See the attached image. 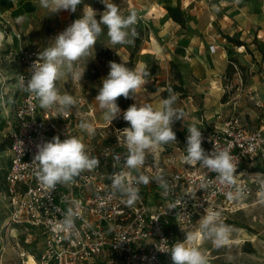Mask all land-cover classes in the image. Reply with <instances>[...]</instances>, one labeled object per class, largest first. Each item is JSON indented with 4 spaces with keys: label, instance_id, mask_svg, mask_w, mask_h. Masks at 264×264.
Segmentation results:
<instances>
[{
    "label": "built area",
    "instance_id": "2783aa9c",
    "mask_svg": "<svg viewBox=\"0 0 264 264\" xmlns=\"http://www.w3.org/2000/svg\"><path fill=\"white\" fill-rule=\"evenodd\" d=\"M65 29L60 28L56 36ZM209 49L215 53L219 45L211 44ZM39 51L43 49L36 44L21 47V70L13 90L16 125L12 134L11 162L5 176L4 201L8 208L5 227L11 237L26 236L28 244L17 252L14 264H172L170 253L159 249L167 250L176 241L183 242L185 232L198 229L205 208L219 211L226 221L245 206L249 197L264 189L261 179L264 172L256 170L264 166V122L252 129L242 114L232 112L222 125L206 120L192 123L178 120L172 127L181 126L186 138L188 127H198L206 152L213 151L214 147L227 149L236 165L235 185H222L215 173H208L199 164H184L186 154L180 147V155L161 157L164 147L158 145L148 152L153 158L149 161L146 157L140 171L150 177L163 176L168 188L165 190L151 180L147 185L140 184V199L129 207L119 194L110 196L109 177L113 173L123 172L128 179L138 175L124 167L126 148L116 139L117 130H123L121 128L115 129L110 140H106L104 131L97 133L99 130H96L91 142L85 145L88 154L99 159V166L49 191L37 180L36 166L31 164L36 145L54 136H59L61 141L68 136L78 137L83 131L80 123L90 122L94 109L83 93L70 94L77 104L61 115L55 110L42 109L32 95L18 87L21 75L26 80L30 78L29 68ZM115 59L116 54H109L103 59L105 67L109 68V62ZM57 86L61 94L67 93L60 80ZM167 88L177 99L180 97V92L169 85ZM229 89L224 86L225 92L229 93ZM204 182L209 185L207 188H201ZM237 188L242 193L240 198L228 199L227 193L235 194ZM73 202H79L80 207L75 231L69 236L55 227Z\"/></svg>",
    "mask_w": 264,
    "mask_h": 264
},
{
    "label": "clouds",
    "instance_id": "9594fccd",
    "mask_svg": "<svg viewBox=\"0 0 264 264\" xmlns=\"http://www.w3.org/2000/svg\"><path fill=\"white\" fill-rule=\"evenodd\" d=\"M105 10L100 13L87 5L83 16L76 19L63 32L59 33L49 46L39 51L37 59L29 68L30 78L27 80L20 76L18 87L32 95L44 110H55L59 114H67L76 106L77 100L68 93L61 94L57 82L66 74H71L74 79L82 80L85 70H76L74 65L82 58L89 57L95 49L98 38L107 28L109 43L113 46L132 44L138 35L135 25L138 14L132 11L127 16L121 14L113 0H101ZM83 0H38L39 7L48 10L50 14L60 11L75 12ZM21 17L19 20H23ZM103 26V27H102ZM110 71L102 79V86L98 90L95 101L102 111L103 119L110 124L121 116V109L117 99L121 96L129 98L130 94L136 96L147 83V71H139L126 66V64L109 62ZM177 96L169 92L158 107L151 103H134L123 111V120L130 127L117 130L116 139L126 148L124 167L134 170L138 175L128 179L123 172H115L111 179L110 196L120 195L123 203L133 206L139 199L138 185L149 184L150 180L158 183L167 190L168 184L163 176L150 177L140 169L145 165L148 152L158 145L169 144L176 141L173 123L183 120L182 110L174 107ZM81 130L89 135L95 134V126L91 122L80 123ZM186 155L183 162L192 166L199 164L208 173H215L216 179L222 185H235L236 165L227 149L206 152L202 148V133L198 127L192 125L187 128ZM36 153L31 164L36 166L37 180L49 191L58 184H68L74 181L85 170L91 171L99 166V159L92 157L86 151V145L76 136H68L61 141L59 136L51 140L41 141L36 145ZM209 185L204 182L201 188ZM239 188L235 194L227 193L228 199L240 198ZM79 202H73L64 213L63 219L56 225L55 230L72 235L75 231V218L79 215ZM204 215L199 220L198 229L185 232L183 242L176 241L167 250L170 253L172 264H209L206 252L199 247L188 246V242L208 240L216 248L229 242L233 231L230 225L223 222L219 211L211 207L204 209Z\"/></svg>",
    "mask_w": 264,
    "mask_h": 264
},
{
    "label": "crops",
    "instance_id": "0c3cea01",
    "mask_svg": "<svg viewBox=\"0 0 264 264\" xmlns=\"http://www.w3.org/2000/svg\"><path fill=\"white\" fill-rule=\"evenodd\" d=\"M8 1L11 5H16L17 3V0H0V6H4ZM127 1L131 7L145 8L150 17L149 23L144 20L145 24H148L150 27V30H146L145 25H141L139 22L136 25L145 32L139 54L155 58L159 65L161 73L151 75L150 77L153 81L155 80L161 84L165 83V79L172 81L170 62L173 61L179 64L181 59H189L188 68L186 71H181L183 87L189 92L184 97H179L174 105V107L182 110L184 113L183 120L181 121L192 123L206 120L213 125H222L232 112H237L242 114L245 119L248 116L251 121L256 122V125L251 127L252 129H257L261 126L264 122V110H260L259 114L256 111L257 109L249 107L246 102L248 99L249 101L258 99L257 101L264 104V81L260 80L259 82V80H256L252 76L253 81L250 84L243 85L242 82L241 84L236 82V89L231 92L229 91V94L224 91L222 83L223 78L227 77L228 73L234 76L238 74V71H236L237 64L249 68H252L254 65L246 55L242 54L245 46H241L239 48L240 55L236 56L238 59H236L237 63L231 67L228 50L234 47V43L227 38H239L238 40L246 43L257 39L259 43H264V0H206V3L202 7H200L197 0ZM113 3H118V0H113ZM87 5L93 6L92 8L96 12L102 13L105 10L103 7H94L93 2L87 3L84 7L85 10L87 9ZM167 6H179L182 10L185 9L191 12L185 26L180 25L170 17L166 8ZM3 20L7 21L4 17ZM211 44L219 45V49L215 53L210 52L209 46ZM115 46H117V49ZM115 46L110 43L108 44L109 49H113L109 54L114 53L116 54V58H119L123 63L128 62L131 48L120 44ZM104 58L106 57L98 56V60H103ZM145 61L146 59L139 61L140 64H143L140 71H145V67H147ZM16 65L18 74L21 70L19 60ZM136 70H139V68H136ZM164 72H166V75ZM17 74L14 81L9 84V87L1 90L0 95L2 100V102L0 100L2 104L0 114L7 121L6 130L8 131H14L16 125L13 113L16 94L13 90ZM165 89L166 87L162 85H159L156 90H148L146 87H143L139 94L132 96V99L137 104L151 103L153 107H158L164 98L163 92ZM95 94L89 100L94 109V117L90 119V122L93 124L97 116L103 115L94 100ZM129 106L131 104L123 105L124 109H122L121 115ZM219 115L222 117L219 118ZM94 126L107 127V125L102 124H94ZM97 129L99 130L97 133L104 130V128H95V133ZM176 129L182 130L183 128L179 125L173 126V131ZM78 138L84 144H88L91 142L92 135H89L86 131H82ZM6 141L0 144H6V147L0 150V152L8 153L9 157L5 176L12 156L11 145H8ZM5 176L3 179V200L5 197ZM245 207L243 206V208ZM248 241L250 243L248 249L259 250V255L248 252L247 249L240 251L237 255H230L226 259L219 258L223 254L218 252L214 253L212 261H209V264H264V237L259 238L258 234L255 238H250Z\"/></svg>",
    "mask_w": 264,
    "mask_h": 264
},
{
    "label": "rangeland",
    "instance_id": "374dc122",
    "mask_svg": "<svg viewBox=\"0 0 264 264\" xmlns=\"http://www.w3.org/2000/svg\"><path fill=\"white\" fill-rule=\"evenodd\" d=\"M89 2H93L94 7L105 8V5L101 2V0H83V3L77 6V9L74 13L71 11L62 10L59 13L50 14L48 10L39 7L38 0H17L16 5H11V3L8 1L6 4H4V6H0V95L1 90L5 87H9V84L15 79V75L18 71L16 64L19 60L21 47L30 44H36L37 46H40L44 49L45 47L49 46L51 40H54L57 31L61 27H68L76 19H79L83 16V9ZM197 2H199L200 7H202L206 3V0H197ZM115 4L118 5L121 14L127 16L132 11H136L138 18L141 16L149 23L150 17L148 16V11L145 8H139L137 6L131 7L127 0H118V3ZM184 12L188 20L191 12H188L185 9ZM3 17L7 19V21H4ZM21 17L24 18L22 21L19 20ZM96 19H100V12L98 11ZM135 28L138 35L134 38V43L125 44L131 48V54L129 56V61L124 64L135 70L136 68H139L140 71L143 67V64H140L139 61L146 59L145 62L147 67L145 68H148L149 72L155 70V74L161 73L160 69H157V66L159 65L157 64V60L155 58L151 56H141L139 54V49L140 46H142L145 32L143 29H140L138 25H135ZM108 44L109 37L107 36V28L104 27L103 32L98 38L95 49H93L91 55L89 57L82 58L74 65L76 70L86 69L82 80L80 81L74 79L71 74H66L61 78V87L64 88L67 93L72 95L83 93L90 100L94 94V91L99 90V88L102 86V79L105 78V75L109 73L110 68L105 67L104 61L98 60V56H109V53L113 49H109ZM233 46L234 47L228 50L229 56L230 59H237L236 56L240 55L239 48L241 46H235L234 44ZM115 48L117 49V46H115ZM242 52V54L246 55L254 65L252 68H249L239 66L237 64L236 71H238V74L234 76L233 74L228 73L227 77L223 78L222 84L224 86H229L230 92L236 89V82H238V84H241L242 82L243 85L250 84V82L253 81L252 76L256 80H259V82L260 80L264 81V43L261 44L257 41V39H253V41H250V43H246V46ZM114 62L122 63L119 58H116ZM172 62L173 61L170 63L172 64ZM188 62V58L181 59L179 64L176 63L178 70L186 71L188 68ZM164 74L166 75V72H164ZM146 79L148 81L144 87H146L148 90H153V87L158 88V86L161 84L157 83L155 80L153 81L151 77ZM168 85L172 86V81L165 79L166 89H168ZM188 92L189 91H186V93ZM185 95H180V97H184ZM119 100H122L124 105L134 104L131 94L129 98L120 97ZM257 100L258 99L249 101L248 99L246 103L249 107L255 110L257 109L256 111L260 114V110H264V107H259L257 103H261ZM123 104L118 105L121 111L124 109ZM0 107H2L1 103ZM245 121L249 128L256 125V122L251 121L248 116H246ZM94 124L107 125V128H104L103 130L106 134V140H110V138L115 134V129H124L129 127H120L122 124L128 125V123L123 120L122 115L113 120L111 124L103 119V115L99 117L97 116ZM6 125L7 121L0 114V144L7 140L6 142L8 145H11L13 139V130H6ZM161 146L164 147V154H161V157L167 158L168 156L175 157L180 155L178 146L174 142L163 144ZM152 158L153 156L151 154L147 155V159L149 161H151ZM8 163V153L0 152V264H14L17 259V252L20 251V248L23 249L28 247V244L24 239L26 236L24 237V235L19 234L18 237H11L10 234L6 232L5 222L8 217V208L2 199V192L4 191L3 179ZM261 179L264 181V176ZM245 206V208L238 210L226 221H223L225 224L230 225L233 229L229 242L226 245L216 248L211 241L198 240L195 242H189V246H191L192 243L193 246L199 247L202 251L206 252L209 261H212V256L214 253L220 252L223 255L219 258L228 259L230 255H237L240 251L247 250L250 247V245H248L250 244L248 241L250 238H255L258 234L259 238L264 237V189L262 191H257L251 197H249L245 201ZM239 238H242L240 243L234 241ZM252 253H257L259 255L260 251L255 250Z\"/></svg>",
    "mask_w": 264,
    "mask_h": 264
},
{
    "label": "trees",
    "instance_id": "16d2710c",
    "mask_svg": "<svg viewBox=\"0 0 264 264\" xmlns=\"http://www.w3.org/2000/svg\"><path fill=\"white\" fill-rule=\"evenodd\" d=\"M166 8L168 10V13H169L170 17L174 21H176L177 23H179L182 26L186 25V22H187L186 14H185L184 10L181 9V7H179V6L178 7L167 6ZM227 39L229 41H231L232 43H234V45H236V46H246V43L244 41H241V40H238V39H235V38H231V37L230 38L228 37ZM235 63H237V60L232 58L230 60L231 67H233L235 65ZM171 66H172V78H173L171 87H173V89L175 91L180 92L181 95L183 96V95H185L186 90L183 87V77H182L181 71L178 70L177 64L175 62H172ZM157 69H159V66H157ZM145 71L148 72L147 78L150 77L151 75L155 74V70L149 72L148 68H146ZM162 86H165V83L162 84ZM156 89H157V87H153V90H156ZM169 92H170V90L165 89V91L163 92V97L164 98L168 97ZM94 94L97 95L98 91H94ZM121 97H123V96H121ZM119 98L117 99V104L121 105V104H123V102H122V100H119ZM124 126L125 127L126 126L130 127L129 124L128 125L127 124H122L120 127H124ZM174 132L176 134V141L174 143L178 147H180L181 149H183L186 152L187 138L185 137V130L176 129V130H174ZM201 146L206 151V147L203 144ZM5 147H6L5 143L0 145V150L4 149ZM256 170L264 172V166L260 165V166H258L256 168ZM248 245H250V244H248ZM253 251H254V249H252V248L248 249V252H253Z\"/></svg>",
    "mask_w": 264,
    "mask_h": 264
},
{
    "label": "bare ground",
    "instance_id": "6f19581e",
    "mask_svg": "<svg viewBox=\"0 0 264 264\" xmlns=\"http://www.w3.org/2000/svg\"><path fill=\"white\" fill-rule=\"evenodd\" d=\"M139 24H141V25H145V27H146V30H150V27L147 25V24H145V21L140 17L139 18ZM235 242H237V243H240L241 241H242V238H239V239H236V240H234ZM189 243V242H188Z\"/></svg>",
    "mask_w": 264,
    "mask_h": 264
}]
</instances>
